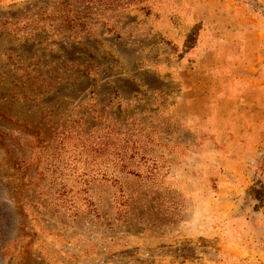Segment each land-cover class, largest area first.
Masks as SVG:
<instances>
[{
    "label": "rangeland",
    "instance_id": "374dc122",
    "mask_svg": "<svg viewBox=\"0 0 264 264\" xmlns=\"http://www.w3.org/2000/svg\"><path fill=\"white\" fill-rule=\"evenodd\" d=\"M0 264H264V0H0Z\"/></svg>",
    "mask_w": 264,
    "mask_h": 264
},
{
    "label": "crops",
    "instance_id": "0c3cea01",
    "mask_svg": "<svg viewBox=\"0 0 264 264\" xmlns=\"http://www.w3.org/2000/svg\"><path fill=\"white\" fill-rule=\"evenodd\" d=\"M240 78V77H238ZM130 79V81L132 82L133 85H136L139 89L141 88H145V84H146V79H150L152 81H154L155 83L159 84L161 87L164 84L163 80L161 78H159V76L155 73H151V72H143L141 74H139V76H135V77H131L128 78V80ZM197 81L195 82V84H193L194 86L192 87H186V92L185 95H189L186 97V102L184 103L183 101V105L185 104L187 108V110L190 107V111L186 112V116H188L186 119L188 121H191L190 123H196L199 124L200 122H205V123H210V125H214V126H218V127H230V128H238L240 123H237L236 121H234L233 124L232 123V118H233V110H234V106H236V103L239 101L240 97L245 96V95H253V96H258V93H253L250 91V87L244 88L245 85H243L242 87L237 85L242 83L243 81H241L240 79L237 80V78H232L231 79V84H232V88H229L228 92H226V94H220L218 95L220 92L215 91V98L213 100L214 103L213 104H209L206 105V103H204L203 101V105L205 106V111L203 115L200 114V112L197 111H193L191 107H197L201 102L200 101V95L199 92V87L200 85H202V81L197 78ZM241 81V82H239ZM199 85H196V84ZM217 83V82H216ZM230 87V86H229ZM142 90V89H141ZM151 91L154 92L156 91V89H152V87L148 86L147 88V92ZM222 91V90H220ZM195 92V94L193 93ZM192 95H195L196 97H193ZM213 95V94H212ZM222 95V96H221ZM221 96V97H220ZM227 99H226V98ZM205 97H202L201 101L204 100ZM209 97H207L206 99H208ZM211 98V97H210ZM226 102V103H225ZM228 106H225L226 104H228ZM201 105V106H203ZM256 109H251V110H247L248 113H251L253 111H255ZM250 120V122H252L253 125L255 126V129H258V124L255 123L252 118L245 117L244 121ZM244 123H249V122H244ZM242 124L241 128H246L245 124ZM224 127V128H225ZM239 130V128H238ZM248 160V159H247Z\"/></svg>",
    "mask_w": 264,
    "mask_h": 264
},
{
    "label": "trees",
    "instance_id": "16d2710c",
    "mask_svg": "<svg viewBox=\"0 0 264 264\" xmlns=\"http://www.w3.org/2000/svg\"><path fill=\"white\" fill-rule=\"evenodd\" d=\"M141 9L145 10L146 13H148L149 11L153 12V11H152V8H151L150 5L144 6V8H141ZM250 161L254 162V164L259 162V163L256 165L257 167L254 168V171H253L252 175L250 176V177L252 178V180H251V182H250L251 187H256V186L258 185V182H259V181H258V180H259V177H258V176H260V175L258 174V172H261V171H260V166H262V165L260 164V161H261V160H259L258 157L254 156V157H250ZM250 161H247V162H250ZM251 166H252V163L250 164V167H251Z\"/></svg>",
    "mask_w": 264,
    "mask_h": 264
}]
</instances>
